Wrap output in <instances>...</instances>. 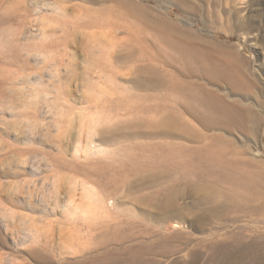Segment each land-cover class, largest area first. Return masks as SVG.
<instances>
[{
  "label": "rangeland",
  "instance_id": "374dc122",
  "mask_svg": "<svg viewBox=\"0 0 264 264\" xmlns=\"http://www.w3.org/2000/svg\"><path fill=\"white\" fill-rule=\"evenodd\" d=\"M187 43L203 75L162 68L248 108L239 125L206 131L198 104L134 83ZM229 67L249 89L204 75ZM219 135L248 193L177 192ZM133 258L264 264V0H0V264Z\"/></svg>",
  "mask_w": 264,
  "mask_h": 264
},
{
  "label": "bare ground",
  "instance_id": "6f19581e",
  "mask_svg": "<svg viewBox=\"0 0 264 264\" xmlns=\"http://www.w3.org/2000/svg\"><path fill=\"white\" fill-rule=\"evenodd\" d=\"M130 8L139 10L137 6H131ZM148 57V59L143 60L144 63L140 66V76H137L134 83L138 87L145 85L151 89L158 86L166 87L167 92L159 97L160 99L172 98L173 101L175 100L179 103L187 102L198 104L200 112L194 111L193 114L199 117L206 131H211L215 128L230 129L233 124L239 125L244 121V118L250 116L248 114V108H239L235 104L230 105L225 103L215 90L207 89L204 83H197L193 80L191 82H185L179 78L178 73L174 74L162 68L161 64L163 62L164 65L171 64L172 66L181 63L185 76L193 78L203 75L202 68L204 69L206 64L202 61V54L192 48L190 43L185 44V47L180 49L178 54L175 56L173 55L170 61H163V59L155 63L153 56ZM204 75L209 80H215L223 75V77L229 79L232 84L235 83L240 88L249 89L248 83L240 82L239 75L235 73L232 67H229L226 75L221 73L217 74L212 69H208ZM155 98L157 100L156 96ZM156 110V107L152 108V111ZM205 140H209V143L204 145L201 154L196 155V161L190 162L186 160L182 164L179 163V169L182 171V174L188 177H196V182L186 183L184 187H179L175 190L184 193L186 191L210 193L213 196L223 199V201H230V204L234 203L237 197H243V194L248 193L251 184L247 180V177L240 173L241 167H238L237 164L231 162L227 157L228 146L230 144L229 141L225 140L221 135L213 138L205 136ZM218 180H222L225 187L220 188L211 183V181ZM225 203L226 202L221 203L220 205L225 206ZM217 208H220V206ZM118 263L119 262L114 261H108L107 263V260L90 259L82 264ZM123 264H138V262L133 258L131 260L129 259V261H125Z\"/></svg>",
  "mask_w": 264,
  "mask_h": 264
}]
</instances>
